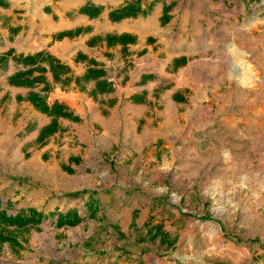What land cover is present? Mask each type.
Masks as SVG:
<instances>
[{
    "label": "rangeland",
    "instance_id": "rangeland-1",
    "mask_svg": "<svg viewBox=\"0 0 264 264\" xmlns=\"http://www.w3.org/2000/svg\"><path fill=\"white\" fill-rule=\"evenodd\" d=\"M0 1L5 4H0V26L23 27L36 36L45 20L57 23L65 12L93 19L110 11L112 21L121 22L159 8L166 54L184 50L176 43L190 44L186 34L197 24L201 40L192 59L203 58V68L195 84H207L210 97L197 113L193 104L179 109L166 104L164 113L171 110L177 125L158 163L134 154L119 164L115 150L102 153L108 161L101 162L95 149L77 153L74 141L70 154L77 153L79 162L64 159L59 144L45 153L43 162L51 169L45 177L44 168L30 179L20 173L26 169L7 163L10 175L36 180L43 189L36 187L40 194L33 204L22 205L23 194L10 201L9 209L22 205V211L0 218V257L22 264H264V0ZM221 3L229 7L226 24L217 20L224 16ZM182 16L189 27L184 32L178 27ZM52 38L53 45L61 39ZM106 40L134 42L115 35ZM235 64L251 74L247 83L234 75ZM25 151L22 160L31 154L24 157ZM115 185L135 196L118 202L114 211L104 207L81 217L85 198L63 197ZM60 209L67 211L62 215ZM8 217L20 220L9 223ZM82 220L85 228L76 229ZM68 227H74L70 233ZM68 237L75 243L68 245Z\"/></svg>",
    "mask_w": 264,
    "mask_h": 264
},
{
    "label": "crops",
    "instance_id": "crops-1",
    "mask_svg": "<svg viewBox=\"0 0 264 264\" xmlns=\"http://www.w3.org/2000/svg\"><path fill=\"white\" fill-rule=\"evenodd\" d=\"M0 4L5 5L3 1ZM220 8L224 16L221 13L217 20L226 24L229 7L221 3ZM103 12L93 19L80 12L74 17L64 16L70 13L65 12L57 23L45 20L39 28L41 36L23 27L16 31L0 26V218L17 215L22 205L36 201L40 194L36 187L43 189L36 180L10 175L5 168L7 163L26 169L20 173L30 179L44 168L45 177L51 171L43 162L47 150L61 144L62 157L68 160L72 156L71 141L76 142L77 153L81 149L97 150L101 162L108 161L102 153L115 150L122 157L119 164L134 154L137 160L145 157L158 163V158L164 157L160 153L172 142L170 131L177 125L171 110L164 113L166 104L175 109L193 104V113H197L208 103L207 84H195L203 58L192 59L201 40L197 33L200 26L193 24L189 28L187 18L182 16L178 27L183 32L191 29L186 34L190 44L179 39L176 45L185 49L166 54L159 8L147 16L121 22L112 21L110 11L105 17ZM54 35L61 39L53 45ZM111 35L131 37L134 42L111 44L106 40ZM24 150V157L31 154L22 160ZM77 153L71 158L79 162ZM63 172L61 175L67 177V172ZM116 187L66 191L62 196L72 198L70 193H78L74 197H84L86 202L79 210L83 217L86 211L102 212L104 207L114 211L118 202L128 203L134 198ZM20 194L25 198L20 210L13 212L10 201ZM60 211L64 214L67 209ZM56 222L52 226H57ZM85 226L82 220L75 228L82 230ZM95 226L100 231V224ZM72 228L68 227L67 232ZM64 229L58 228L60 232ZM70 240L68 237V245L75 243ZM86 246L93 245L88 242ZM0 264L22 262L0 257Z\"/></svg>",
    "mask_w": 264,
    "mask_h": 264
},
{
    "label": "bare ground",
    "instance_id": "bare-ground-1",
    "mask_svg": "<svg viewBox=\"0 0 264 264\" xmlns=\"http://www.w3.org/2000/svg\"><path fill=\"white\" fill-rule=\"evenodd\" d=\"M234 75L241 83H247L251 79V74H249L246 70L239 68L238 64L234 66Z\"/></svg>",
    "mask_w": 264,
    "mask_h": 264
},
{
    "label": "trees",
    "instance_id": "trees-1",
    "mask_svg": "<svg viewBox=\"0 0 264 264\" xmlns=\"http://www.w3.org/2000/svg\"><path fill=\"white\" fill-rule=\"evenodd\" d=\"M4 219V218H3ZM20 219H18V218H16V219H14V218H10V217H8L7 218V222H9V223H13L14 221H19Z\"/></svg>",
    "mask_w": 264,
    "mask_h": 264
}]
</instances>
